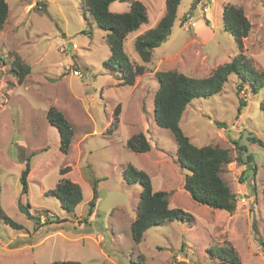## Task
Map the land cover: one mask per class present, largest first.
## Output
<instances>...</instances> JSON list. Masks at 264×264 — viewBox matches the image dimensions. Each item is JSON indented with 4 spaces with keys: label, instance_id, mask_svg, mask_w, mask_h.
<instances>
[{
    "label": "rangeland",
    "instance_id": "1",
    "mask_svg": "<svg viewBox=\"0 0 264 264\" xmlns=\"http://www.w3.org/2000/svg\"><path fill=\"white\" fill-rule=\"evenodd\" d=\"M141 1L149 21L127 36L125 50L134 67L144 64L146 70L133 84H124L119 67L106 64L109 32L81 0H7L9 13L0 30L1 206L23 228L0 215V264H171L175 258L220 264L215 249L227 246L241 264H264V88L231 74L220 92L194 99L180 122L196 145L229 149L231 160L221 176L236 194L233 213L197 203L185 190L189 171L179 162L172 131L157 124L154 104L157 71L204 78L242 51L224 29L223 9L229 3L242 5L252 23L242 51L246 67L264 71V0H182L171 34L149 62L134 42L158 23L166 0ZM130 4L117 0L110 10L127 11ZM18 56L30 67L23 80L13 68ZM241 103L246 105L239 110ZM51 106L74 126L67 153L48 118ZM138 132L147 136L150 150L128 148L127 140ZM28 158L24 193L20 177ZM128 164L145 170L153 189L169 192L170 205L191 212L194 223L165 221L136 243L131 222L142 186L125 180ZM63 176L83 190L72 212L49 193ZM95 180L99 198L90 212ZM26 206L31 216L22 211Z\"/></svg>",
    "mask_w": 264,
    "mask_h": 264
},
{
    "label": "trees",
    "instance_id": "2",
    "mask_svg": "<svg viewBox=\"0 0 264 264\" xmlns=\"http://www.w3.org/2000/svg\"><path fill=\"white\" fill-rule=\"evenodd\" d=\"M81 1L90 9L98 25L109 32L106 39L111 48V56L106 64L118 66L122 72V79L124 76L126 77L121 82L133 84L136 75L143 74L146 66L144 64L133 66L125 50V40L130 33L137 31L149 21L147 6L141 0H128L131 1L129 10L114 12L110 10V4L117 0ZM181 1L166 0L165 13L158 23L136 37L135 49L144 62L151 60L153 50L171 34ZM8 13L7 0H0V30L5 25ZM223 14L224 29L234 36L239 49L243 51L244 39L249 35L252 27L244 7L229 3L224 6ZM242 51L231 61L219 65L211 75L204 78L191 77L176 70L157 71L156 76L160 86L154 97L155 120L158 125L172 131L178 142L179 162L189 171L184 181L185 190L197 203L227 210L230 213H233L237 207L236 194L221 176L223 167L231 160L229 149L210 144L196 145L185 133L180 122L184 111L194 99L206 98L220 92L231 74H238L242 80L250 81L253 88L257 90L264 88V71L256 73L246 67L248 64ZM13 68L19 74L20 80L24 79L30 69L19 56L14 61ZM244 105L246 104L241 103L239 110ZM120 110L121 104L117 105L115 109L116 117ZM48 118L59 130L60 149L67 153L75 133L73 124L65 113L55 106L49 108ZM127 146L134 152H146L151 148V144L143 132L130 136ZM249 161L251 160L249 159ZM30 168V158H28L27 166L20 177L24 193L28 192L27 177ZM67 171L68 167H65L61 173L64 174ZM123 175L126 181L139 182L142 186L137 215L131 222V231L136 243L142 241L144 233L150 227L165 221L176 220L190 225L194 223L195 217L191 212L170 205L169 192L153 189L151 177L145 170L128 164ZM97 183L98 181L95 180L92 185L93 197L89 201L90 212H93V207L96 206L99 198ZM1 192L0 180V215L8 224L23 228L22 224L12 219L2 208ZM49 193L56 195L61 201L62 207L71 212L75 211L83 200L81 185L66 176H63L57 185L49 190ZM39 218L41 219V217ZM261 244L264 247V240H261ZM215 253L222 260L220 264H241L237 253L230 246L217 248ZM48 264H81V262L78 260H55ZM171 264L188 263L175 258Z\"/></svg>",
    "mask_w": 264,
    "mask_h": 264
},
{
    "label": "water",
    "instance_id": "3",
    "mask_svg": "<svg viewBox=\"0 0 264 264\" xmlns=\"http://www.w3.org/2000/svg\"><path fill=\"white\" fill-rule=\"evenodd\" d=\"M21 209L27 216H31L32 215V211L29 209V207H27V206L26 207H22ZM35 219L40 221V218H36L35 217Z\"/></svg>",
    "mask_w": 264,
    "mask_h": 264
},
{
    "label": "built area",
    "instance_id": "4",
    "mask_svg": "<svg viewBox=\"0 0 264 264\" xmlns=\"http://www.w3.org/2000/svg\"><path fill=\"white\" fill-rule=\"evenodd\" d=\"M78 71V70H77ZM77 71H76V73H77Z\"/></svg>",
    "mask_w": 264,
    "mask_h": 264
},
{
    "label": "clouds",
    "instance_id": "5",
    "mask_svg": "<svg viewBox=\"0 0 264 264\" xmlns=\"http://www.w3.org/2000/svg\"><path fill=\"white\" fill-rule=\"evenodd\" d=\"M41 220V219H40Z\"/></svg>",
    "mask_w": 264,
    "mask_h": 264
}]
</instances>
